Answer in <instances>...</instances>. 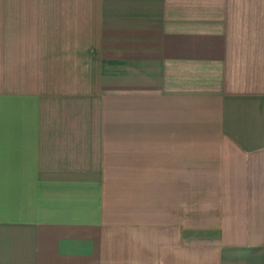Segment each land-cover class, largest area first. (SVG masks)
I'll return each mask as SVG.
<instances>
[{"label":"crops","instance_id":"0c3cea01","mask_svg":"<svg viewBox=\"0 0 264 264\" xmlns=\"http://www.w3.org/2000/svg\"><path fill=\"white\" fill-rule=\"evenodd\" d=\"M0 264H264V0H0Z\"/></svg>","mask_w":264,"mask_h":264}]
</instances>
